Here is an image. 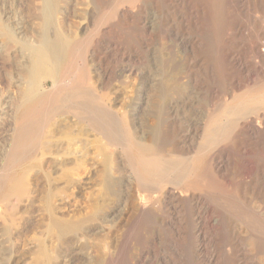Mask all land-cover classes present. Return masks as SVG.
I'll return each instance as SVG.
<instances>
[{
    "label": "rangeland",
    "instance_id": "1",
    "mask_svg": "<svg viewBox=\"0 0 264 264\" xmlns=\"http://www.w3.org/2000/svg\"><path fill=\"white\" fill-rule=\"evenodd\" d=\"M3 1L7 11L12 12V17L14 11L11 8L22 11L21 14L29 12V7L25 10V0H16L17 2L15 0H0V11L3 10ZM22 1L25 3L23 4ZM207 1L211 2H209V6L212 5L213 7L210 8L214 10L211 9L214 16L211 34V37H214L210 38L211 40L208 39L206 32L201 30V27L186 26L181 22L182 17L189 14L190 10L183 5L177 6V10L174 9L170 5L173 0H141L134 8L128 7L131 8L130 19L126 20L128 23L125 21V27L121 30L122 32L119 31L120 34L97 36L102 40V48L93 46L95 54L91 64H99L101 68H98V75L96 74L99 81L95 77L92 82L95 80L94 82L98 85L96 87L104 95V98H107L106 104L114 111L116 110L119 118L117 121L121 120L117 125L119 127L123 123L124 126L128 125L131 133L135 137H139L138 140H144H140L142 142H148L151 133L157 127L160 132H163L162 130L166 129L164 119L167 113L176 115V112L182 115L180 117L186 118L187 115L193 119L191 121L190 117L188 122L183 124L178 122L179 125H176V128L179 127L176 131L181 133L178 134L181 138L186 134L182 132H187L188 128L192 129L190 124L194 125V129L200 119L205 117L202 114L200 117L198 111L212 110V101H208V93L215 91L219 94L224 93L227 98L230 95L231 100L233 89H236V94L242 95L241 101H243L249 98V95L244 93L247 89L246 86L254 80L259 81L264 78V62L254 58V54L251 53L256 43L260 42V51L261 54H264V0H193L196 8L194 21L201 22L200 17H203V12L200 5L206 6ZM199 8L200 10H198ZM67 11H69L67 12L69 16H73L72 10ZM70 19L74 20L73 17ZM146 21L152 25V28L144 35L141 33V28L147 23ZM115 24V22H108L103 28L108 30L111 25ZM165 32L167 33L165 34ZM198 33H201L200 36ZM191 34L198 36L199 45H201L199 47L197 44L198 47H194L193 52H191V45L187 46L186 44L187 39L191 38ZM202 34H206V38ZM116 42L119 43L117 50L114 46ZM105 53L108 57L104 63L102 62L103 64H100L95 55L104 56ZM231 57L238 58L244 67L239 68L234 61H230ZM194 58L199 59L198 65H193L191 62ZM93 68L90 66V70L94 73ZM238 81L240 85L242 84L241 90L236 88ZM243 86L245 87L243 88ZM14 91L11 89L10 93H14ZM210 103L211 105H209ZM245 105L240 107L243 115L257 113L259 110L256 106L246 105L245 107ZM165 108L173 109L168 112ZM157 113H160V117ZM124 117L127 119L126 121ZM3 119H7L6 115ZM11 119L12 117L8 116L7 120L11 122ZM162 119L165 123V125L162 124L163 126L161 125ZM122 121L123 123H121ZM156 122L159 124L157 123V125ZM184 124H186L185 127ZM14 128L15 125L10 123L4 129L0 126V178H2L5 169L10 166L5 159L13 147ZM151 130L153 131L151 132ZM195 139L193 140L194 144L197 145L198 142H201L199 139ZM87 141L84 142L83 153L86 159V170L82 178L76 176L74 170L71 171L75 161L68 160L69 157L64 156L66 162L62 166V164L58 165L52 155H46L40 168L33 169L29 173L28 192L20 200H12L11 205H6L5 202V205L3 202L0 204V264H47L44 260L42 262L43 258L38 251L44 245L54 257V264H107L106 261L110 257H116L124 247H126L124 250H126L125 255L127 254L128 258L120 264H151L153 260L152 264H164L165 257L171 258L177 253L191 254L194 252V217L198 211L196 204L190 201L189 197H184L186 200L181 202L179 207L173 206L171 203L153 207L152 203L143 197L145 194L141 191L138 183L136 185L133 159L131 160L130 156H126L115 147L104 145L101 137L97 135L92 134ZM191 141L189 140L190 143ZM239 144H241V148L244 147L243 150H247L246 153L244 151L245 154L243 150L241 151ZM226 148L225 158L227 157L228 160L226 172L231 184L235 180V188L231 184L229 186L221 184V186L219 182L213 187L214 190L199 191L197 196L202 199L203 207H211L215 216L220 217L219 220L224 225L226 223L224 228L226 226L228 228L212 232V234L240 238L243 240V249L248 251L252 239L260 234L264 235V231L257 228L255 221L257 218H254L255 214L252 215L249 208L252 206L253 208H251L255 210L259 202V199L254 198L255 200H253V197L260 195L264 200V139L261 143H257L251 138L244 137L242 143L231 142ZM104 154L112 158L111 177L113 174L112 180L116 181H113V193L110 191L109 193L106 186ZM203 161L205 160H202L204 164ZM246 164L251 172L253 171V177L244 181V177L241 176L242 169ZM115 166L116 168H114ZM16 172H20L19 167ZM231 175L233 176L231 177ZM1 181L0 179V183ZM236 188L241 192L246 189L242 192L245 196L235 194ZM253 192L255 193L252 194ZM49 194L52 196V205L54 204L56 213L54 215L69 221L74 227L62 238L54 236L53 234L56 233L49 230L52 218L47 206ZM236 195L239 196L236 197ZM234 196L235 198H233ZM242 197L244 198L241 199ZM240 204L243 205V208ZM250 218L254 219V223ZM178 226L181 228L179 235L175 232L179 228ZM209 233L211 235V231ZM248 243L250 244L248 245ZM124 250L121 252L124 253ZM258 256L260 255L257 252L256 257L258 258ZM256 257L251 253L249 259L256 260ZM143 258L144 260L139 262Z\"/></svg>",
    "mask_w": 264,
    "mask_h": 264
},
{
    "label": "bare ground",
    "instance_id": "2",
    "mask_svg": "<svg viewBox=\"0 0 264 264\" xmlns=\"http://www.w3.org/2000/svg\"><path fill=\"white\" fill-rule=\"evenodd\" d=\"M25 1V10L29 7V12H24V14L26 13L25 16L23 13L21 14L22 11L11 8L14 11L12 17V12L7 11L4 1L2 2L3 10L0 11V126L4 129L9 123L15 125L12 134L13 147L10 154H8L5 159L10 166L9 168L7 167L8 169H5L1 176L2 178H0L2 180L0 183V204L5 202L6 205H11L13 202L12 200H20L28 192L29 173L33 169L40 168V164L46 155H52L58 165L62 164V166L66 162L64 156L69 157L70 159L68 160L75 161L73 162L74 167L71 171L74 170V173L76 172L75 175L82 178L86 170V159L83 155L85 149L84 142H88V137L94 134L101 137L104 145L115 147L117 150L126 154V156H130L131 160L133 159V173L135 175L136 185L138 183L141 191L145 194L143 197L152 203L153 207L160 204L169 205L170 203L173 206L179 207L181 202L186 200L184 197H189L190 201L196 204L198 211L194 217V252L191 254H186L184 252L177 253L171 258L165 257L163 259L164 264H264V235H256L257 237L252 239L251 244L248 243V245L250 244L248 251L243 249V240L240 238H235L233 236H231L232 238H228L225 237V235L220 236L219 234H215L218 235L215 237L212 232L223 230L226 223L224 225V223L219 220L220 217L215 216V212H213L211 207L204 208L202 199L197 196L199 191H205L207 189L214 190L215 188L213 187L216 183L220 182V185L223 184L226 186L231 184L229 175L226 172L228 160L226 159L227 157L225 158V153L227 152L226 147L228 144L231 142L242 143L244 137L251 138L257 143H261L264 139V78H261L259 80L260 82L254 80L247 86L245 85L247 89L243 92L249 95V98L243 101H241L242 95H237L235 92L236 89L233 88L231 100L230 95H228L229 98H227L224 93H215L216 91L208 93V101H212V110L198 111L200 117L204 115L205 117L200 119L194 129V125L190 124L191 130L189 128V130L186 129L187 132L185 130V132L180 130L182 133H186L184 135L182 134L183 136H181V138L178 136L179 132L176 131L179 128H176V125H179L181 122L182 124L188 122L187 120L191 116L186 115V118L180 117L181 114L176 112V115L171 114L172 116L170 113H167L164 119L166 125L162 119L163 122L161 125L164 123L163 125L166 127L165 130H162L163 132H160L159 128L155 127L156 129L154 128L155 130L153 129L154 131L151 130V132H153H150V140L148 139V142H142L140 140L143 139L138 140L139 137L137 138L131 133L128 125H123V119L121 122L123 126L121 125L122 127H119L117 125L121 120L117 121L119 118L115 112L116 110L114 111L106 104L107 102H105V100L107 101V98L105 99L104 95L100 93L96 87L98 85L94 82L95 80L92 82L98 75V68L100 69L101 65L91 64V62L94 61L93 56L95 54L93 46L96 45L102 48V40L98 39L97 36H106L110 34L113 36L112 34L114 33L120 34L119 31L125 27V21L130 17L131 8H134L141 0ZM192 1L173 0V3L171 2L172 4L170 5L176 10L177 6H186L190 10V13L182 17L183 19L181 18V22L186 26L193 25L195 28L197 26L201 27V30L203 29L208 35V39L211 40L210 38L214 37H211L213 29L212 20L214 18L213 12L211 11L212 8H210L212 5L209 6L210 1H207L208 3L206 6L200 5L202 7L203 17H200L201 22H196L194 21L196 8ZM24 3L25 2H23V4ZM10 6L13 7L12 5ZM128 7L131 8L129 9ZM67 10H72L73 16H69L67 13L69 11ZM198 10H200V8ZM68 17H73L74 20ZM108 22H115L116 24L114 26L111 25L109 29L107 28L108 30H104L103 27ZM151 28L152 25L147 22L143 25V28H141V33L145 35ZM166 33L167 32H165V34ZM195 35H192L186 42L187 46L191 45V52L194 51V47H196L197 44L199 45L200 42L198 36ZM114 46L117 50L119 43L116 42ZM199 47H201V45H199ZM260 47L259 42L256 43L253 50L251 48L250 50H252L251 53L254 54V58L264 62V54H261ZM91 55L92 57L90 58ZM95 56L99 59L100 64H103L108 57L106 53L104 56ZM231 58L230 61H234L239 68L242 69L244 67L241 62H239L238 58ZM191 62L193 65H198L199 59L194 58ZM90 66L94 67V73L90 70ZM95 79L97 80V77ZM233 83L235 85L236 80ZM233 83H231V85H233ZM237 84L236 88L241 90L240 86L242 84L240 85V82ZM245 86H243V88ZM11 89L15 90L14 93H10ZM243 104L247 106H256L259 110L257 109V113L243 115L241 113L242 108L240 110ZM209 105H211V103ZM165 109L169 112L173 108H170L171 110ZM5 115L7 119L8 116L12 117L11 122L7 119V121L4 120L5 118L3 119ZM158 117H160V113ZM200 117L198 116L197 118ZM126 120L125 118V121ZM192 120L191 117V121ZM159 122H161V120ZM157 123L158 122H156V124ZM186 124H184V127ZM195 138L201 141L200 143L198 142L197 145L194 144L195 141L193 142ZM189 140H192L191 143ZM239 145L241 148V144ZM243 148H241V151ZM244 151L245 153L247 152V150L244 149L243 153ZM103 159L106 167L105 181L107 190L108 192H112L114 189V179L112 180L114 175L112 174L113 177H111L113 170L111 166L112 158L104 154ZM202 160H205L203 161L205 162L204 164ZM17 167H19L20 172H16ZM114 168H116V166ZM252 173L253 171L251 172L248 164H246L244 169H242L241 177H244L245 181V179L253 177ZM232 176L233 175H231V177ZM234 184L235 180L231 186L233 185L234 187ZM239 189L236 188V191L234 190L235 194L242 195V192L246 190L241 192ZM254 193L255 192L252 194ZM239 195H236V197ZM243 196L245 195L243 194ZM259 197L261 196L251 197L253 200L259 199V202L257 207H254L255 210L252 209V206V208H249L250 211H252V215L255 214L253 215L254 218H257H255L257 228H261L263 232L264 200L262 197ZM233 198H235V196ZM243 198L244 197L241 199ZM5 203L3 205H5ZM242 203L243 201L241 204ZM47 206L52 214L49 230L56 233L53 234L54 236L57 235L62 238V236L66 235L68 231H71L74 227L69 221L55 216L56 213L54 212V204L52 205L51 194L47 197ZM241 206L243 208V205ZM252 218L250 219L253 222L254 219ZM180 229L179 227L175 230L176 234H181ZM210 231L211 235L209 233ZM125 248L126 247H124V249ZM124 249L122 248L121 251ZM38 251L41 258H43H40L42 262L44 260L47 264H54V257H52L48 249L45 248V245ZM121 251L120 253L118 252L119 255L118 253L117 256L113 255L116 257H110L109 254L110 258H107V264L123 263V261L128 258V255H125L126 250H124V253ZM257 252L260 255L258 258L256 257ZM251 253L255 255L257 258L256 260L249 259ZM143 260L144 258L139 262ZM144 263L147 262L144 261Z\"/></svg>",
    "mask_w": 264,
    "mask_h": 264
}]
</instances>
